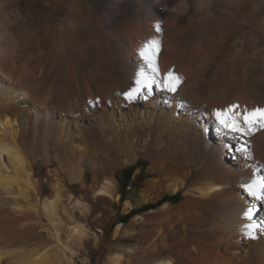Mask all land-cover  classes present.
Masks as SVG:
<instances>
[{"label": "bare ground", "instance_id": "obj_1", "mask_svg": "<svg viewBox=\"0 0 264 264\" xmlns=\"http://www.w3.org/2000/svg\"><path fill=\"white\" fill-rule=\"evenodd\" d=\"M150 40L183 82L129 102ZM230 105L264 107V0H0V264H264V129Z\"/></svg>", "mask_w": 264, "mask_h": 264}, {"label": "snow or ice", "instance_id": "obj_2", "mask_svg": "<svg viewBox=\"0 0 264 264\" xmlns=\"http://www.w3.org/2000/svg\"><path fill=\"white\" fill-rule=\"evenodd\" d=\"M157 31H159V26H157ZM159 51L160 45L156 40H150L142 46L139 55L144 67L149 70V74L146 75L144 68H141L139 76L135 80V87H130L128 91L120 93L127 101L132 102L140 96L147 99L155 91L172 96L178 92L183 78L176 74L174 70H169L165 76H161L158 64ZM109 103L111 102L109 101ZM181 107H183V104H181ZM211 118L226 131L235 134L251 136L256 130L264 129V107L241 109L239 105H230L226 109L218 108L214 110ZM242 186L257 200H264V178L259 181L253 179L250 184L244 183ZM243 215L250 217L251 209H248ZM244 227L254 229L257 225L248 224ZM260 227L264 228V225ZM248 234L251 235V232Z\"/></svg>", "mask_w": 264, "mask_h": 264}, {"label": "rangeland", "instance_id": "obj_3", "mask_svg": "<svg viewBox=\"0 0 264 264\" xmlns=\"http://www.w3.org/2000/svg\"><path fill=\"white\" fill-rule=\"evenodd\" d=\"M133 168L126 169L123 172L124 174L122 172L118 173L119 180L121 179L120 183H121V187H122V193H123L125 199H127L129 196H133L135 199L138 197L137 195H139V192L141 190V184L143 183L144 175L146 173V169H143L144 172L143 171L141 172L142 175L140 174L138 176L139 180L137 179V181H135L136 192H135V194H131L132 192L130 191V188L133 185V177L137 171L136 167H133ZM129 221H130V217H127L126 219H124L123 222L128 223ZM37 243L38 242L35 240L34 237H30L27 239H23L22 242H17V245L23 246L25 248H29V247L36 246ZM107 247H108V244L106 243L105 249H107ZM92 254H93L92 260L88 264H103L104 263V260L106 258V253L104 250L101 253L93 251Z\"/></svg>", "mask_w": 264, "mask_h": 264}]
</instances>
